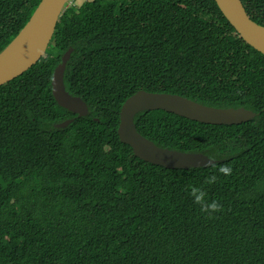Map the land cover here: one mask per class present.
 Here are the masks:
<instances>
[{"label": "trees", "instance_id": "16d2710c", "mask_svg": "<svg viewBox=\"0 0 264 264\" xmlns=\"http://www.w3.org/2000/svg\"><path fill=\"white\" fill-rule=\"evenodd\" d=\"M40 1L0 0V51ZM242 1L264 25V0ZM69 47L64 83L87 102L85 116L52 94ZM140 89L256 112L239 124L163 109L135 115L157 145L202 152L232 175L135 156L117 129ZM189 185L223 211L208 219ZM0 264H264V54L215 0H71L47 54L0 85Z\"/></svg>", "mask_w": 264, "mask_h": 264}, {"label": "water", "instance_id": "95a60500", "mask_svg": "<svg viewBox=\"0 0 264 264\" xmlns=\"http://www.w3.org/2000/svg\"><path fill=\"white\" fill-rule=\"evenodd\" d=\"M70 0H41L29 20L16 36L0 51V85L8 83L25 73L41 61L60 15ZM217 6L244 41L264 54V25L253 20L242 0H215ZM73 51L69 47L62 55L61 62L52 75V94L58 105L85 116L87 102L80 96L66 90L64 72L66 63ZM163 109L183 117L213 124H239L252 119L256 112L243 106L215 107L199 103L178 93L153 92L140 89L129 96L120 108L118 135L122 142L132 147L133 154L147 162L167 168L202 167L216 163L202 152H188L175 148L162 147L143 135L136 126L135 115L144 110ZM73 118L56 124L66 127Z\"/></svg>", "mask_w": 264, "mask_h": 264}, {"label": "clouds", "instance_id": "9594fccd", "mask_svg": "<svg viewBox=\"0 0 264 264\" xmlns=\"http://www.w3.org/2000/svg\"><path fill=\"white\" fill-rule=\"evenodd\" d=\"M211 166L223 176H231L233 169L230 165L223 164L216 168L214 163ZM218 176L213 174L208 176L204 180V185H213L217 182ZM193 203L199 206L202 213L206 215L208 219H214L215 214L223 211V204L219 200L210 199L209 194L205 187L197 185H189L186 189Z\"/></svg>", "mask_w": 264, "mask_h": 264}, {"label": "rangeland", "instance_id": "374dc122", "mask_svg": "<svg viewBox=\"0 0 264 264\" xmlns=\"http://www.w3.org/2000/svg\"><path fill=\"white\" fill-rule=\"evenodd\" d=\"M78 1V3H81L83 0H77Z\"/></svg>", "mask_w": 264, "mask_h": 264}, {"label": "built area", "instance_id": "2783aa9c", "mask_svg": "<svg viewBox=\"0 0 264 264\" xmlns=\"http://www.w3.org/2000/svg\"><path fill=\"white\" fill-rule=\"evenodd\" d=\"M70 3H71V0H70V2H69L68 4H70ZM68 4H67V5H68Z\"/></svg>", "mask_w": 264, "mask_h": 264}]
</instances>
